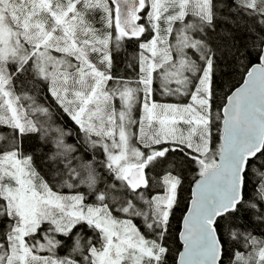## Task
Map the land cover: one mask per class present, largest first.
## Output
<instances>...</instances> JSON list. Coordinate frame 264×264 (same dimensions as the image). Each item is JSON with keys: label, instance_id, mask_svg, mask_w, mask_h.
<instances>
[{"label": "snow or ice", "instance_id": "6c2138e0", "mask_svg": "<svg viewBox=\"0 0 264 264\" xmlns=\"http://www.w3.org/2000/svg\"><path fill=\"white\" fill-rule=\"evenodd\" d=\"M218 3L0 0V264H169L192 165L175 264H264V0H228L243 50ZM218 53L245 70L219 108Z\"/></svg>", "mask_w": 264, "mask_h": 264}, {"label": "trees", "instance_id": "16d2710c", "mask_svg": "<svg viewBox=\"0 0 264 264\" xmlns=\"http://www.w3.org/2000/svg\"><path fill=\"white\" fill-rule=\"evenodd\" d=\"M218 8V15L220 19L218 21L217 32L211 33L209 39L212 40L214 44H221L225 41L219 39L217 33H219L221 37H223L225 34H230V39L227 41V43H229L230 45H235L236 47H239L241 50H243L246 41L251 35L248 29L252 24V21L246 19H237L235 17L234 12L229 11L228 0H219ZM225 19H227V23L224 22ZM136 50V41L128 42L125 51L122 52L121 55L117 56L116 58L115 66L113 69L115 74L129 78H135V70L133 68L128 67V65L130 63H134ZM221 51L223 52L224 50L221 49ZM218 56V66L215 76V86L217 93V99L215 101V104L217 108L221 107L225 100V95L228 94L235 86H237L243 80V76L245 74V70L241 68L238 63L232 62L230 57L226 58L224 55H220L219 53ZM172 99L174 100V102L177 100L176 98ZM53 111H58L55 104H53ZM62 123L67 126L68 131H72L73 133L75 132V126L66 116H62ZM217 123L219 124V122ZM215 136L216 139L219 140V134L214 129V139ZM73 139L74 136L69 137L67 142L72 143ZM25 146L26 148L32 146L36 149L38 168L47 171L46 161L43 159L44 152H46L47 149L45 148L43 151L41 150V148L39 147L38 138L32 137L29 141L26 142ZM196 176L197 172L195 171V165L185 168L182 174V186L179 189L178 197L180 203L175 209V218L172 221L173 237L172 240L169 241L171 248V251L169 253V264H174L176 254L180 248V243L178 241L177 234L179 231L182 215L186 209L190 197V186ZM250 227L255 230L256 234H260L262 231H264V225H259L255 222H253Z\"/></svg>", "mask_w": 264, "mask_h": 264}, {"label": "water", "instance_id": "95a60500", "mask_svg": "<svg viewBox=\"0 0 264 264\" xmlns=\"http://www.w3.org/2000/svg\"><path fill=\"white\" fill-rule=\"evenodd\" d=\"M243 80H244V77H243ZM243 80H242V82L240 83V84H238L236 87H234L232 90H234L235 88H237V87H240L242 84H243ZM231 90V91H232ZM230 93V92H229ZM228 93V94H229ZM224 102H225V100H224ZM223 105V104H222ZM197 178V177H196ZM193 186H194V180L192 181V183H191V186H190V197H189V200H188V203H187V206H186V209H185V211H184V213H183V215L186 213V210H187V208L190 206V200H191V192H192V188H193ZM183 215H182V217H183ZM182 219V218H181ZM180 227H181V224H180V226H179V229H180ZM177 237H178V234H177ZM182 250V245L180 244V248H179V250H178V252H177V254H176V258H175V261L178 259V253H179V251H181ZM174 264H175V262H174Z\"/></svg>", "mask_w": 264, "mask_h": 264}, {"label": "rangeland", "instance_id": "374dc122", "mask_svg": "<svg viewBox=\"0 0 264 264\" xmlns=\"http://www.w3.org/2000/svg\"><path fill=\"white\" fill-rule=\"evenodd\" d=\"M158 101H162V102H174V100L172 98H165V97H161L159 94L156 95L155 97ZM178 99V98H176ZM176 102V101H175Z\"/></svg>", "mask_w": 264, "mask_h": 264}]
</instances>
